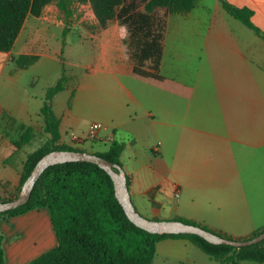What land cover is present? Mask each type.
Masks as SVG:
<instances>
[{
  "label": "crops",
  "instance_id": "1",
  "mask_svg": "<svg viewBox=\"0 0 264 264\" xmlns=\"http://www.w3.org/2000/svg\"><path fill=\"white\" fill-rule=\"evenodd\" d=\"M225 1L250 9L251 22L264 33V0ZM63 17L54 4L46 6L39 17L25 19L11 51L0 52V198L16 191L27 155L50 138L39 116L46 89L54 85L47 79L55 73V83L63 75L67 79L68 69L73 79L52 100L59 141L92 154L106 151L113 141L122 143L119 160L141 216H190L199 200L194 196L206 193L204 187L213 194L208 201L226 203L223 218L229 220L190 221L233 239L262 229L263 40L229 16L218 0H197L189 13L167 15L158 72L189 88L182 97L133 79L128 32L117 20L102 28L95 19L86 49V25L70 26ZM21 57L34 61L21 67ZM39 79L46 82L37 89ZM93 123L104 128L89 140ZM28 128L33 138L15 148L12 142ZM72 137L79 140L73 143ZM37 139L40 145L26 151ZM192 158L202 160L196 171ZM166 191L177 194L171 198L174 205L167 203ZM0 234L5 264H28L57 246L46 208L1 218ZM152 264L218 263L185 239L165 238L156 244Z\"/></svg>",
  "mask_w": 264,
  "mask_h": 264
},
{
  "label": "trees",
  "instance_id": "2",
  "mask_svg": "<svg viewBox=\"0 0 264 264\" xmlns=\"http://www.w3.org/2000/svg\"><path fill=\"white\" fill-rule=\"evenodd\" d=\"M196 1L0 0V52L11 51L25 19L28 16L39 17L46 6L54 4L64 16H68L74 4L88 5L100 27L105 28L116 20L126 27L128 36L125 44L134 63L133 79L187 97L189 88L160 75L158 67L166 16L187 14L195 7ZM218 1L229 16L252 30L264 42V33L251 22L253 12L250 9L234 7L225 0ZM33 61L34 58L21 57L19 65L24 67ZM146 63H149L148 67ZM66 82V76L63 75L46 89L39 116L43 120V130L50 138L27 155L18 188L8 197L0 198V202L10 201L17 196L23 182L45 154L54 150L84 151L65 143L58 144V120L52 110V100L64 89ZM32 138L33 129L28 128L12 145L19 149ZM123 148L122 143L113 141L106 151L94 155L121 166L119 158ZM40 208H46L50 213L57 246L28 264H152L156 244L165 238L185 239L218 264H240L244 261L264 264V240L251 246L233 248L210 244L196 235L149 234L136 227L128 220L116 199L110 177L91 163L73 162L49 167L36 181L28 202L14 210L0 213V219ZM175 220L209 230L190 220ZM263 231L264 227L239 240L250 239ZM1 242L0 234V264H5Z\"/></svg>",
  "mask_w": 264,
  "mask_h": 264
},
{
  "label": "water",
  "instance_id": "3",
  "mask_svg": "<svg viewBox=\"0 0 264 264\" xmlns=\"http://www.w3.org/2000/svg\"><path fill=\"white\" fill-rule=\"evenodd\" d=\"M73 162L91 163L104 170L112 180L115 197L121 205L128 220L136 227L149 234L196 235L210 244L225 245L233 248L251 246L264 240V231L247 240L229 239L219 236L216 233L206 230L200 226L184 223L175 219H147L141 216L133 206L127 186V177L122 167L112 164L102 157L85 151L54 150L45 154L37 161L23 182L17 196L10 201L0 202V213L14 210L27 203L36 181L49 167Z\"/></svg>",
  "mask_w": 264,
  "mask_h": 264
},
{
  "label": "rangeland",
  "instance_id": "4",
  "mask_svg": "<svg viewBox=\"0 0 264 264\" xmlns=\"http://www.w3.org/2000/svg\"><path fill=\"white\" fill-rule=\"evenodd\" d=\"M71 10H72L71 15H68V16H64L63 15V16L65 17L66 22L69 23L70 26H72L73 24H78L79 21H80V23L86 25L85 28H86V30L88 32H87L86 37L84 38V40L86 42V49H89V43L92 40L93 35H94V30L96 29V27L94 26V21H95L94 15H93V13H92V11H91V9H90V7L88 5H82V4L76 3V4H74L71 7ZM160 14H162V12ZM67 34H69L71 38L76 36V35H74V33L71 30H68ZM71 72H72L71 70H68V69L65 70V73H68L67 80H69V78H70V81L73 79V77L71 76ZM57 76H58L57 73L52 74L49 77V79H47V81L48 82L51 81L52 84H55V79H56ZM75 77H76V75L74 76V78ZM168 79L172 80L170 78H168ZM45 82H46L45 80L39 79V81L37 83V89L40 86H43V84H45ZM69 86L71 88H73L74 85L70 84ZM247 110H248V108H247ZM246 112H247V115H248V111H246ZM263 113H264V108H263ZM63 134H64V132H63ZM58 144L59 145H63V143H58ZM39 145H40V143H39V141L37 139V140H35L33 142V144L30 143L29 145H27L25 150L26 151H32V150L34 151V149H36ZM64 145L75 147L72 144H64ZM87 148L88 147L86 146V149ZM4 152H6V147L4 148ZM4 152H3V155H1V156H4V154H6ZM192 161H193V163H195V167H193V170L196 171L198 169V165L202 164V160L201 159L197 160V159L192 158ZM1 166H2V164H1V160H0V168H1ZM6 172H7V170H6ZM200 188L204 189V191L207 194L198 191L199 195L194 196V197L199 198V200H197L194 203L196 205V207L192 208L191 211H189V212H191L190 213L191 217L184 215V216L178 217V218H181V219H184V220H191V219H193V217H196V218H198V220H203L204 219V220H210V221H213V222H215V221L216 222H222V221L227 222L229 219L223 218L226 215L225 212H224L225 208L223 207V206H225L226 203H222L219 200H217V201H208L207 200L209 198L208 196L213 195L212 191L208 190V189H205L204 187H200ZM163 195L167 199V203H171L172 205H174V200H171V198L174 199V197L176 198L177 196L173 195L170 191L169 192L166 191L165 193H163ZM183 197H181V199H179V201L187 200V199H184ZM233 204L234 203H230L229 205H233ZM181 205H184L185 209H187V210L190 209V203L182 202ZM219 209H220V211H219ZM229 218H232V217H229ZM230 220H233V218L230 219ZM243 230H244V228H243ZM239 233L242 234V231H239ZM248 236L249 235L244 234V235H241L240 237H236L235 239H245ZM240 264H258V263L244 261V262H241Z\"/></svg>",
  "mask_w": 264,
  "mask_h": 264
},
{
  "label": "built area",
  "instance_id": "5",
  "mask_svg": "<svg viewBox=\"0 0 264 264\" xmlns=\"http://www.w3.org/2000/svg\"><path fill=\"white\" fill-rule=\"evenodd\" d=\"M104 127L102 124L100 123H93L89 126V129L87 131V136H86V139H89V140H93V139H96L97 137V133L102 130ZM72 142L75 143L76 141H78L79 139L76 138V137H72ZM177 196V194H175Z\"/></svg>",
  "mask_w": 264,
  "mask_h": 264
}]
</instances>
